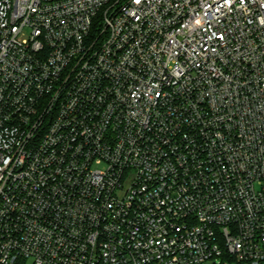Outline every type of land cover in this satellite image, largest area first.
I'll return each instance as SVG.
<instances>
[{
    "label": "built area",
    "instance_id": "obj_1",
    "mask_svg": "<svg viewBox=\"0 0 264 264\" xmlns=\"http://www.w3.org/2000/svg\"><path fill=\"white\" fill-rule=\"evenodd\" d=\"M28 260L264 264V0H0V264Z\"/></svg>",
    "mask_w": 264,
    "mask_h": 264
},
{
    "label": "rangeland",
    "instance_id": "obj_2",
    "mask_svg": "<svg viewBox=\"0 0 264 264\" xmlns=\"http://www.w3.org/2000/svg\"><path fill=\"white\" fill-rule=\"evenodd\" d=\"M102 167V166H101ZM26 264H32V260H28Z\"/></svg>",
    "mask_w": 264,
    "mask_h": 264
}]
</instances>
